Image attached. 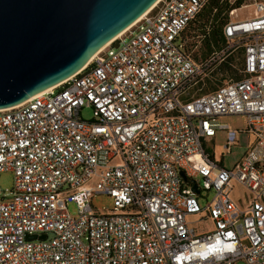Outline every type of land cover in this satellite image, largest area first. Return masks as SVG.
I'll list each match as a JSON object with an SVG mask.
<instances>
[{"label": "built area", "instance_id": "obj_1", "mask_svg": "<svg viewBox=\"0 0 264 264\" xmlns=\"http://www.w3.org/2000/svg\"><path fill=\"white\" fill-rule=\"evenodd\" d=\"M209 2L159 0L79 72L0 110V173L14 176L0 264H264V0L250 18L230 11L225 45L198 61L204 37L184 31ZM237 51L239 78L204 92ZM232 115L245 130L219 120ZM219 131L226 151L255 136L231 170L207 150ZM99 194L112 209L95 210Z\"/></svg>", "mask_w": 264, "mask_h": 264}, {"label": "water", "instance_id": "obj_2", "mask_svg": "<svg viewBox=\"0 0 264 264\" xmlns=\"http://www.w3.org/2000/svg\"><path fill=\"white\" fill-rule=\"evenodd\" d=\"M158 1L0 0V110L79 72Z\"/></svg>", "mask_w": 264, "mask_h": 264}, {"label": "rangeland", "instance_id": "obj_3", "mask_svg": "<svg viewBox=\"0 0 264 264\" xmlns=\"http://www.w3.org/2000/svg\"><path fill=\"white\" fill-rule=\"evenodd\" d=\"M243 5L244 6H242L240 9H238L235 12V15L232 16L231 19H245L254 16L255 13L254 0H244ZM193 44L195 45L196 42L193 41ZM203 44H204L203 42L200 45L198 44V48L195 50V57L198 61H202L204 58L208 56V55L203 56V51H204ZM224 62L229 65L230 69L227 72H224L218 76L212 74V76L206 80V86L204 88V92H207L205 91L206 89L209 90L214 89L215 85L225 84L226 82L232 79H237L239 77L238 69L241 67V52L237 51L233 53L232 55L227 57ZM216 68H218V66ZM82 117L85 120H92L93 119L92 110L85 108L82 111ZM219 120L220 122L228 124L233 129L239 131L245 130L247 127V119L243 115L223 116L220 117ZM254 141H255L254 135L247 134L244 132L239 133L238 143L235 144V146H233L230 151H226L224 149V145L226 143V133L223 131H219L213 142L214 146L212 147V144H208V143L207 146L211 147L218 164H221L224 166V168L231 170L234 168V166L237 163H239L242 160L244 155L251 148ZM13 184H14L13 173L11 172L0 173V187L3 190L12 189ZM233 191H234L233 196L237 200L243 199V197H245L246 195L243 188L240 185H236ZM212 197L213 194L208 195L207 192H204L203 194L199 195V201L201 206L211 201ZM92 205L95 208V210H98L99 212H104L113 208V200L111 197L107 195L99 194L93 197ZM68 209L72 215L77 214L76 206L73 203H70L68 205ZM235 264H246V262L238 261Z\"/></svg>", "mask_w": 264, "mask_h": 264}, {"label": "trees", "instance_id": "obj_4", "mask_svg": "<svg viewBox=\"0 0 264 264\" xmlns=\"http://www.w3.org/2000/svg\"><path fill=\"white\" fill-rule=\"evenodd\" d=\"M243 2L244 0H237L234 5H231L229 0H210L188 24L184 31L185 34L193 37H197L198 35L204 37L203 56L212 53L213 47L220 49L225 45L226 39L223 28L229 20V12L233 9L240 8ZM229 69V65L223 62L214 70L213 75L218 76L227 72ZM205 91L208 92L210 90L206 89Z\"/></svg>", "mask_w": 264, "mask_h": 264}, {"label": "crops", "instance_id": "obj_5", "mask_svg": "<svg viewBox=\"0 0 264 264\" xmlns=\"http://www.w3.org/2000/svg\"><path fill=\"white\" fill-rule=\"evenodd\" d=\"M214 140H215V139H213L212 141L214 142ZM213 142H208V144H212ZM206 146H207V144H206ZM207 150L212 154V157L215 158L214 153H213L211 147H208V146H207Z\"/></svg>", "mask_w": 264, "mask_h": 264}, {"label": "bare ground", "instance_id": "obj_6", "mask_svg": "<svg viewBox=\"0 0 264 264\" xmlns=\"http://www.w3.org/2000/svg\"><path fill=\"white\" fill-rule=\"evenodd\" d=\"M107 45H108V44H107ZM107 45H106V46H107ZM103 48H105V46H104ZM103 48H102V49H103Z\"/></svg>", "mask_w": 264, "mask_h": 264}]
</instances>
